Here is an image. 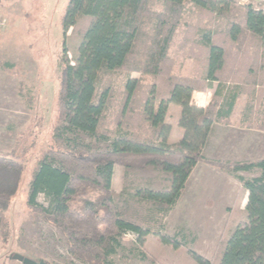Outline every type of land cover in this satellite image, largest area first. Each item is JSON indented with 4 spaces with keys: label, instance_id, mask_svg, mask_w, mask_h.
Returning <instances> with one entry per match:
<instances>
[{
    "label": "trees",
    "instance_id": "1",
    "mask_svg": "<svg viewBox=\"0 0 264 264\" xmlns=\"http://www.w3.org/2000/svg\"><path fill=\"white\" fill-rule=\"evenodd\" d=\"M158 1L161 10L155 12L151 0H69L61 19L62 67L53 145L37 161L26 205L55 228L69 254L88 264H113L110 256L121 247L126 233L132 232L140 240L153 232L149 215L158 213V224L163 225V217L179 198L194 166L204 161L233 174L247 192L245 220L222 242L217 263L264 264V159L210 160L202 155L212 126L229 124L242 96L247 95L244 112H253L255 93L263 89L264 77L253 75L231 86L229 78L234 79V74L228 77L225 72L228 52L224 43L213 41L218 35L213 28L199 29L194 42L205 56L195 76L175 74L168 53L185 4L223 19L226 28L221 35L231 43L245 34L263 40L264 10L234 0ZM79 17L90 18V22L76 47L74 64H70L64 37ZM260 62L263 69L264 56ZM120 71L129 72L123 86L122 119L114 130L100 132L112 88L108 81L98 89L99 80ZM135 72L154 80L140 102L139 78L130 76ZM206 89L213 90L209 104L197 106L191 101L192 92ZM260 97L264 101V94ZM170 103L180 107L182 135L174 143L167 142L170 125L165 118ZM137 106L138 121L149 129L147 138L130 128L127 114ZM243 118L240 126L264 131V118L260 123ZM69 131L99 134L109 141V148L94 151L65 138ZM116 165L124 172L121 190L113 193ZM23 170L15 150L0 154V237L4 240L9 235L6 211L19 189ZM254 170L259 174L250 178L238 174ZM40 193L47 206L37 202ZM161 240L169 239L163 235ZM190 253L198 264H210L198 253Z\"/></svg>",
    "mask_w": 264,
    "mask_h": 264
},
{
    "label": "rangeland",
    "instance_id": "2",
    "mask_svg": "<svg viewBox=\"0 0 264 264\" xmlns=\"http://www.w3.org/2000/svg\"><path fill=\"white\" fill-rule=\"evenodd\" d=\"M68 2L69 0H0V16L5 20V27L0 29V154L15 150L24 166L19 189L6 211L9 235L5 240L0 237V264H24V257L37 262L43 260L46 264H88L69 254L55 228L41 214L26 205L28 183L33 171L38 168L37 161L53 145L57 91L62 67L64 30L61 19ZM151 4V9L155 12L161 10L158 0H151ZM75 20L64 37L68 50L67 61L70 64H74L76 47L90 18L79 17ZM176 25L168 49L175 74H197L205 63V56L203 49L194 45V42L198 40L199 29L213 28L218 32L213 41L224 43L228 52L225 72L228 77L234 74V79L229 78L231 86L247 81L253 75L264 77V67H259L262 64L260 57L264 56V39L245 34V37H240V41L231 43L221 35L226 28L223 19L199 11L190 4L184 5L182 18ZM128 73L120 71L99 80L98 89L109 82L112 88L100 120V132L114 130L117 121L122 119L120 110L123 86ZM130 76L139 78L140 102L154 80L136 72ZM213 86L216 87V84ZM262 88L255 93L258 97L251 113L244 112L247 95L241 97L233 117L234 128L239 127L237 123L242 117L245 120L249 118L253 123L262 121L264 101L260 95L264 94V87ZM212 91L209 95L201 94L203 100L209 99ZM175 106L169 104L165 118L170 130L173 127L170 142L179 138L175 129L179 106L178 109ZM137 111L138 106L134 107V112L127 114L132 122L130 128L147 138L149 129L138 121ZM234 128L220 133L227 142L238 137L242 146L239 152L253 148L252 153L255 155L257 150L256 155H261L264 159V131L242 136ZM64 136L89 145L94 151H106L109 148V141L99 134L92 136L69 131ZM169 141L167 137V142ZM198 163L172 209L163 217V225L160 227L158 224L161 217L158 213L149 215L151 220L148 224L153 232L140 240L136 234L126 233L122 237L121 247L110 256L113 264H198L190 252L198 253L209 260L210 264H218L216 256L222 242L245 220L247 192L230 172L204 161ZM123 172L122 166H115L111 185L113 193L122 188ZM242 174L250 178L259 174V171ZM37 202L47 206L41 193L37 196ZM163 235L169 240L162 241Z\"/></svg>",
    "mask_w": 264,
    "mask_h": 264
},
{
    "label": "crops",
    "instance_id": "3",
    "mask_svg": "<svg viewBox=\"0 0 264 264\" xmlns=\"http://www.w3.org/2000/svg\"><path fill=\"white\" fill-rule=\"evenodd\" d=\"M210 91H212V89L195 90L194 92H192L191 101L194 104H196L197 106L206 107L211 100L212 94H211V96H209V99H206V100H203L204 98H202L203 95H201V94L205 93L206 95H209ZM212 93H213V91H212ZM193 99H194V101H193ZM177 106L178 105H176L175 107L178 109ZM178 110L179 111H178V117H177L175 129H176V131H178L179 138L175 141H171V142L169 141V139L172 137V131H173V127H172L170 130V133L168 135V141H169L168 143H174V142L178 141L182 135V130L180 129V127H178V118H179V113H180V107ZM235 110H236V107H235ZM235 110H234L232 117L230 118L229 124L215 123L212 126L211 131L208 135L207 142L202 149V155L205 158L213 159V160H229V161H255V160L263 159V157L261 158V155H256V154H258L257 150H255V153H256L255 155L252 153L254 150L253 148H247L244 151L239 152V148L242 146L240 144V140L238 137H234L233 140H231L230 142H227L223 138V136L221 135L220 132L227 131L230 128H234L232 126V123L235 119V118L233 119V117H235L234 116ZM237 125L239 127L234 128V129H236V131H238L242 136L250 135L251 133H253V135H255L256 133H263L261 130H258V129L240 126L239 121H238ZM225 149H227L228 151L225 152ZM198 164L199 163H197L194 166V168ZM242 173L243 172H240L238 174L244 176Z\"/></svg>",
    "mask_w": 264,
    "mask_h": 264
},
{
    "label": "built area",
    "instance_id": "4",
    "mask_svg": "<svg viewBox=\"0 0 264 264\" xmlns=\"http://www.w3.org/2000/svg\"><path fill=\"white\" fill-rule=\"evenodd\" d=\"M240 5H250L254 9L264 10V0H234ZM5 27V20L0 16V29Z\"/></svg>",
    "mask_w": 264,
    "mask_h": 264
},
{
    "label": "water",
    "instance_id": "5",
    "mask_svg": "<svg viewBox=\"0 0 264 264\" xmlns=\"http://www.w3.org/2000/svg\"><path fill=\"white\" fill-rule=\"evenodd\" d=\"M22 262L24 263V264H46L43 260H40L39 262H37V261H33V260H30V259H28V258H22Z\"/></svg>",
    "mask_w": 264,
    "mask_h": 264
}]
</instances>
